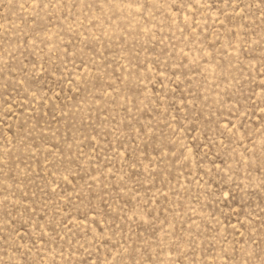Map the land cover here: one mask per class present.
<instances>
[{
    "label": "rangeland",
    "instance_id": "374dc122",
    "mask_svg": "<svg viewBox=\"0 0 264 264\" xmlns=\"http://www.w3.org/2000/svg\"><path fill=\"white\" fill-rule=\"evenodd\" d=\"M0 264H264V0H0Z\"/></svg>",
    "mask_w": 264,
    "mask_h": 264
}]
</instances>
